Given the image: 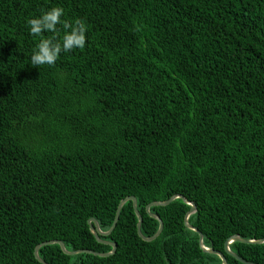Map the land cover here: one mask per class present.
<instances>
[{
  "label": "trees",
  "instance_id": "16d2710c",
  "mask_svg": "<svg viewBox=\"0 0 264 264\" xmlns=\"http://www.w3.org/2000/svg\"><path fill=\"white\" fill-rule=\"evenodd\" d=\"M59 6L86 44L33 66L26 19ZM57 37L64 32L57 25ZM45 37L52 33L45 32ZM182 195L227 264L230 236L264 237V0H0V264H42V242L105 253L134 196ZM176 197L137 233L131 200L108 256L44 244L47 264H222ZM264 264V243L233 241Z\"/></svg>",
  "mask_w": 264,
  "mask_h": 264
},
{
  "label": "clouds",
  "instance_id": "9594fccd",
  "mask_svg": "<svg viewBox=\"0 0 264 264\" xmlns=\"http://www.w3.org/2000/svg\"><path fill=\"white\" fill-rule=\"evenodd\" d=\"M64 9L59 6H51L41 9L39 15L26 19L29 33L39 37L32 49L30 61L33 66L54 65L61 53L70 52L76 48H84L86 44V24L76 19L74 22L63 20ZM63 25L62 36L57 37V25ZM52 33L51 37L43 34Z\"/></svg>",
  "mask_w": 264,
  "mask_h": 264
},
{
  "label": "water",
  "instance_id": "95a60500",
  "mask_svg": "<svg viewBox=\"0 0 264 264\" xmlns=\"http://www.w3.org/2000/svg\"><path fill=\"white\" fill-rule=\"evenodd\" d=\"M176 197H181L183 199L184 202L190 204V209L187 211V213L185 214V218H184V223L185 225L198 232V235H199V244H200V247L205 250V251H208V252H212V253H215L217 254L220 258H221V261H222V264H227L226 262V259L223 255V253H221L220 251H217V250H214V249H211V248H208L206 246L203 245L202 243V238H203V235L202 233L195 227H193L191 224L188 223L187 219H188V216L193 213L195 210H196V205L193 201H190L188 199H186L184 196L182 195H173L171 196L170 198L164 200V201H153V202H150L149 204H147L146 206V211L147 213L158 220L159 222V226H158V229L157 231L150 237H145L142 235L141 231H140V225H141V221H142V217L140 215V213L138 212L137 208H136V199L134 196H127L125 198H123L122 200H120L118 206H117V210H116V214H115V217H114V220H113V223L112 225L110 226V228L107 230V231H102L99 227V224L97 222V220L95 218H89L87 220V223H88V226H89V229L90 231L92 232V234L94 235V237L98 240V241H101V242H104V243H107L111 246V250L108 251V252H105V253H98V252H95V251H92V250H82V249H79V250H72V251H68L64 248V245L63 243L60 241V240H50V241H47V242H42V243H39L35 249H34V256L35 258L41 262L42 264H47L46 262H44L39 256H38V249L39 247H41L42 245L44 244H49V243H58L60 248L62 249L63 252L67 253V254H76V253H79V252H87V253H93V254H97L99 256H108L109 254L113 253L115 248H116V245L115 243L113 242H110V241H103L99 238V234L100 235H107L109 234L115 227L116 225V222H117V219H118V216H119V212H120V209L122 207V205L127 201V200H131L132 201V204H133V207H134V211H135V214L137 216V233L138 235L145 241H151L153 240L155 237H157V235L161 232V229H162V221L161 219L159 218V216H157L156 214H153L151 212H149V208L150 206H154V205H166L168 204L170 201H172L174 198ZM233 241H241V242H245V243H264V237L262 238H259V239H244V238H240L238 236H230L228 237L225 242H224V249L226 252H228L229 254H231L232 256H234L235 258L239 259L240 261H242L243 263H246V264H255V263H251V262H246V261H243L242 259H240V257H238L235 253L231 252V250L229 249V244Z\"/></svg>",
  "mask_w": 264,
  "mask_h": 264
}]
</instances>
